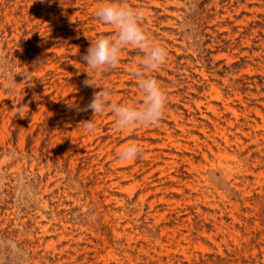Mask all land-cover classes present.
Instances as JSON below:
<instances>
[{"label":"rangeland","instance_id":"rangeland-1","mask_svg":"<svg viewBox=\"0 0 264 264\" xmlns=\"http://www.w3.org/2000/svg\"><path fill=\"white\" fill-rule=\"evenodd\" d=\"M104 2L0 0V264H264V0H122L168 51L149 73L167 109L125 132L106 111L88 134L104 85L142 103L136 48L81 65L115 33Z\"/></svg>","mask_w":264,"mask_h":264},{"label":"clouds","instance_id":"clouds-1","mask_svg":"<svg viewBox=\"0 0 264 264\" xmlns=\"http://www.w3.org/2000/svg\"><path fill=\"white\" fill-rule=\"evenodd\" d=\"M144 15L143 8L130 6L122 0H105L95 9V18L113 27L115 33L113 36H101L92 41L86 54L81 57V65L95 73L113 69L119 64L125 47L136 48L142 56L139 67L134 68L131 74L142 93V103L140 106H137L135 101L118 103L112 99V89L104 85L94 93L91 102L84 109H90L94 114L91 120L81 123L88 134L97 130L94 117L103 115L106 111L114 115V127L117 132H125L138 126H151L166 112L168 94L161 83L149 73L159 70L167 63L168 51L145 28ZM84 84L96 87L90 78L86 79ZM143 155L142 149L133 143L120 150L118 159L127 162L142 158Z\"/></svg>","mask_w":264,"mask_h":264}]
</instances>
